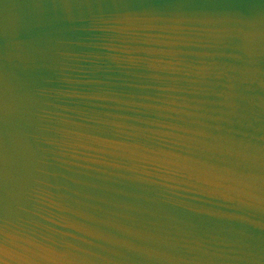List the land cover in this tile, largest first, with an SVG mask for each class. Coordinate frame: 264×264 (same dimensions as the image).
<instances>
[{"label": "water", "instance_id": "obj_1", "mask_svg": "<svg viewBox=\"0 0 264 264\" xmlns=\"http://www.w3.org/2000/svg\"><path fill=\"white\" fill-rule=\"evenodd\" d=\"M0 264H264V0H0Z\"/></svg>", "mask_w": 264, "mask_h": 264}]
</instances>
